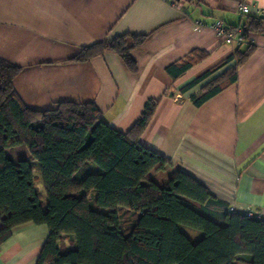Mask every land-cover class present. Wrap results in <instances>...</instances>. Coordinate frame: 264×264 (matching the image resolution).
<instances>
[{"label":"crops","instance_id":"1","mask_svg":"<svg viewBox=\"0 0 264 264\" xmlns=\"http://www.w3.org/2000/svg\"><path fill=\"white\" fill-rule=\"evenodd\" d=\"M249 17L264 24V0H0V57L20 67L13 88L34 110L93 103L108 126L127 133L154 101L138 139L167 162L149 172L154 180L165 186L183 172L237 211L264 218V31L251 33L254 49L236 80L193 102L246 47L225 44L212 23L242 27ZM122 34L143 35L130 50L134 71L113 52L73 59L84 46ZM189 57L192 65L180 71ZM5 152L30 158L21 146ZM34 175L45 202L37 166ZM48 233L44 224L17 225L0 245V264H35Z\"/></svg>","mask_w":264,"mask_h":264},{"label":"trees","instance_id":"2","mask_svg":"<svg viewBox=\"0 0 264 264\" xmlns=\"http://www.w3.org/2000/svg\"><path fill=\"white\" fill-rule=\"evenodd\" d=\"M242 28L246 35L260 33L264 24L249 17ZM142 39L116 35L84 46L73 59L113 52L134 71L130 50ZM253 49L246 44L236 50V63L193 97L195 105L233 83ZM192 62L189 57L178 69ZM19 71L0 57V245L14 227L31 221L49 230L35 264H264V218L229 210L183 172L165 186L151 176L167 168L164 158L138 141L154 101L121 133L93 103L29 108L13 88ZM14 146L27 149L30 158L7 155ZM35 166L45 202L35 187Z\"/></svg>","mask_w":264,"mask_h":264},{"label":"built area","instance_id":"3","mask_svg":"<svg viewBox=\"0 0 264 264\" xmlns=\"http://www.w3.org/2000/svg\"><path fill=\"white\" fill-rule=\"evenodd\" d=\"M239 9L242 13H247L249 11V6L245 2L239 3ZM211 28L215 32V35L221 38L225 44H234V45H244V44H253V39L251 34L246 35L242 27H233L230 28L225 25L221 20H215ZM229 210H236L233 204L229 205ZM247 215H254L251 211H244Z\"/></svg>","mask_w":264,"mask_h":264},{"label":"rangeland","instance_id":"4","mask_svg":"<svg viewBox=\"0 0 264 264\" xmlns=\"http://www.w3.org/2000/svg\"><path fill=\"white\" fill-rule=\"evenodd\" d=\"M66 244H67V243H66ZM66 244H65V245H66ZM66 246H67V245H66ZM67 247H68V246H67Z\"/></svg>","mask_w":264,"mask_h":264}]
</instances>
